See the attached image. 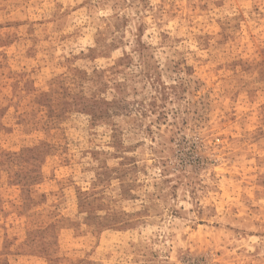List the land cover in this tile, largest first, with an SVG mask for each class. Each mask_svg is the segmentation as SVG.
<instances>
[{"label": "rangeland", "instance_id": "obj_1", "mask_svg": "<svg viewBox=\"0 0 264 264\" xmlns=\"http://www.w3.org/2000/svg\"><path fill=\"white\" fill-rule=\"evenodd\" d=\"M0 264H264V0H0Z\"/></svg>", "mask_w": 264, "mask_h": 264}]
</instances>
